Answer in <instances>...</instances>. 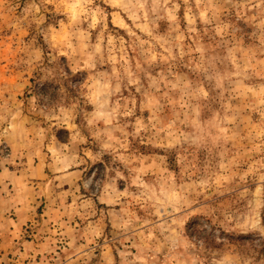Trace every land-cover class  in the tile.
<instances>
[{
	"label": "rangeland",
	"instance_id": "obj_1",
	"mask_svg": "<svg viewBox=\"0 0 264 264\" xmlns=\"http://www.w3.org/2000/svg\"><path fill=\"white\" fill-rule=\"evenodd\" d=\"M0 264H264V0H0Z\"/></svg>",
	"mask_w": 264,
	"mask_h": 264
}]
</instances>
